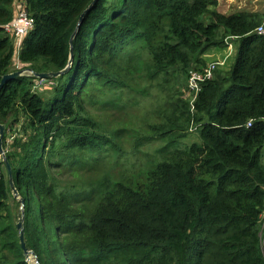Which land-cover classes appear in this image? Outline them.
Masks as SVG:
<instances>
[{
    "label": "trees",
    "instance_id": "trees-1",
    "mask_svg": "<svg viewBox=\"0 0 264 264\" xmlns=\"http://www.w3.org/2000/svg\"><path fill=\"white\" fill-rule=\"evenodd\" d=\"M19 1L35 22L20 69L62 70L93 0H0V80L15 54L2 25ZM263 20L258 11L226 14L217 0H96L67 73L1 87L2 146L24 199L25 246L39 264H264V35L254 30ZM229 42L230 69L218 67L193 102L182 99L206 52ZM162 86L167 99L156 93L137 119L135 106H118L125 94L141 102ZM109 92L113 101L101 99L109 112L95 117L87 106H103ZM196 132L199 143L174 146ZM151 140L162 143L151 167L111 172ZM19 206L3 168L0 264H29Z\"/></svg>",
    "mask_w": 264,
    "mask_h": 264
},
{
    "label": "rangeland",
    "instance_id": "rangeland-1",
    "mask_svg": "<svg viewBox=\"0 0 264 264\" xmlns=\"http://www.w3.org/2000/svg\"><path fill=\"white\" fill-rule=\"evenodd\" d=\"M218 2V6L220 8H223L224 9V12L226 14H229V13H232V12H235V11H240V10H247V11H258V12H264V0H217ZM255 30V29H254ZM231 42H229L228 44H230ZM235 47L234 46V51L233 53L235 52ZM213 50H216V51H219V53H223L224 52V48H213ZM233 53L229 56V60L225 61L224 63L221 62L220 67L222 70H229L230 67H231V64L233 63L234 61V55ZM233 55V56H232ZM232 56V57H231ZM231 57V58H230ZM217 60V59H216ZM219 61V60H217ZM220 62V61H219ZM209 63V62H208ZM15 67V63H14V60L12 62V70L10 71V73L18 70ZM24 74L25 75H29L30 72H28V70H23ZM30 76V75H29ZM188 80V78H187ZM40 89H38L41 93H44V94H47L48 93V87H41V85H39ZM38 87V88H39ZM127 90V89H126ZM169 88L167 87H160V88H151L148 90L149 94H148V98L146 100H142L140 102L139 98L138 97H135V94L132 93L130 96H126L123 95V97L120 99V101L118 102V106H130V104L132 106H135L132 110L136 112V114H134L133 116V120L134 119H137L140 114L143 115L142 111L143 108L148 105H151V103H153L155 100H154V95L156 93H158L159 97H164L167 99V96L170 95L169 94ZM180 90H181V98L182 99H185V100H188V101H191V98H190V95H189V92H188V88H187V83H186V87H180ZM140 90H137V94L138 95H141L139 93ZM161 91V92H160ZM162 93V94H160ZM100 101L97 102L98 104H102V100H112L113 101V98L116 94H113L111 92L109 93H106L105 95H102L100 94ZM88 109L94 113L95 117L97 115L99 116H102L105 112H109L108 110V107H106L105 105L103 106H98V107H94L92 105H88L87 106ZM153 115L156 114V109L153 110ZM108 114V113H107ZM106 114V115H107ZM105 115V116H106ZM140 126V124H138ZM163 140H166L167 141V138H162ZM162 140V141H163ZM193 142H197L199 143L200 142V137H199V133L196 132V133H191L190 135H187L185 138H182V139H178L177 141L174 142V146H177L178 148H185L187 147L188 145H190L191 143ZM161 142L159 141H148V142H145L144 144H142L139 148V150L136 152V154H129L126 158L127 160H125L126 162L122 165H119L117 167H114L111 169V172L112 173H116V172H126L127 169H129L130 171L136 169L138 167L139 164H143V167L144 168H149L151 166H148L145 164L146 160L147 159H151L153 158V153H155V150L161 146ZM124 159V158H123ZM262 163L264 164V148L262 150ZM157 161V160H156ZM154 161V162H156ZM97 172V171H95ZM101 172V171H100ZM100 172H97L95 174H91V175H94L95 178L99 177V174ZM75 173V171H72V175ZM73 177V176H72ZM14 197V196H13ZM15 200H17L18 202H20L19 199L20 196L18 195L16 198H14ZM20 212V206L18 207V210H15V215H16V222L18 220V214ZM35 256L32 255V254H27L26 255V261L29 263V264H35Z\"/></svg>",
    "mask_w": 264,
    "mask_h": 264
},
{
    "label": "built area",
    "instance_id": "built-area-1",
    "mask_svg": "<svg viewBox=\"0 0 264 264\" xmlns=\"http://www.w3.org/2000/svg\"><path fill=\"white\" fill-rule=\"evenodd\" d=\"M35 22L33 17L27 12L25 4L22 1H19L16 4V14L15 17L8 23L2 25L3 32L6 35L12 37L15 54H14V63L15 68L20 69L19 55L23 48V41L25 37L34 29ZM255 32L260 35H264V20L263 22L255 28ZM221 62L212 61L209 62L201 70H193L190 72L187 80V88L191 98V102L195 100L198 93L201 90L202 84L208 80H211L214 74V71L220 66ZM251 125V120L247 122V126ZM13 137L8 139V142L12 140ZM7 148L2 146L0 150V176L2 174L4 167V156L7 154ZM260 218L262 219L259 233L261 237V248L264 249V210L261 213ZM35 264L37 261L35 260Z\"/></svg>",
    "mask_w": 264,
    "mask_h": 264
},
{
    "label": "water",
    "instance_id": "water-1",
    "mask_svg": "<svg viewBox=\"0 0 264 264\" xmlns=\"http://www.w3.org/2000/svg\"><path fill=\"white\" fill-rule=\"evenodd\" d=\"M95 2H96V0H93L92 3H90L89 6L81 13L79 20H78V23H77V26H76V29H75L74 33L72 34V36L70 37V41H69V43H70V59H69L68 64L66 65V67L63 68L62 70H59V71H50V72H41V73H36V72H33L32 70L29 69L28 72H30V74H29L30 76L39 78L41 80V82H46L50 78H55V77L61 76L70 70V67H71V64L73 61V47H72L73 37H74L77 29L81 25L83 17L85 16V14H87L91 10L92 5ZM24 75L25 74H24L22 69H18L12 73L9 72V73L2 75L1 80H0V89L6 82H8L12 79L18 78L20 76H24ZM5 129H6L5 125L3 123H0V150L2 149V142H3V137L5 134ZM3 163H4V167H5L7 176H8V183L10 185L12 195L14 196V198H16L18 196V192L14 186L12 167H11V164L8 161L6 156H4ZM19 200H20V212L18 214V220L16 222V228L18 230V237H19L20 246L23 249L25 255H27V254L34 255L36 258L37 264H39L37 257H36V254L32 250H27V248L25 246V239H24V199L21 198Z\"/></svg>",
    "mask_w": 264,
    "mask_h": 264
},
{
    "label": "crops",
    "instance_id": "crops-1",
    "mask_svg": "<svg viewBox=\"0 0 264 264\" xmlns=\"http://www.w3.org/2000/svg\"><path fill=\"white\" fill-rule=\"evenodd\" d=\"M16 4H14L15 10H16ZM234 46H236L234 43H230L227 45L226 48H224V52L223 53H219V51L216 50H208L206 52V54L203 56L206 59V63L208 62H212V61H217L219 60L220 62L224 63L225 61L229 60V56L233 53L234 51ZM235 52H236V47H235ZM235 52L233 53V55L235 56ZM232 55V56H233ZM231 56V57H232ZM230 57V58H231ZM217 59V60H216ZM15 68V67H14Z\"/></svg>",
    "mask_w": 264,
    "mask_h": 264
}]
</instances>
